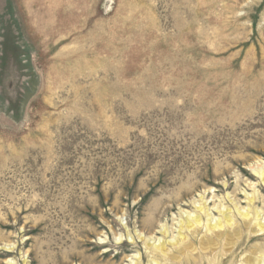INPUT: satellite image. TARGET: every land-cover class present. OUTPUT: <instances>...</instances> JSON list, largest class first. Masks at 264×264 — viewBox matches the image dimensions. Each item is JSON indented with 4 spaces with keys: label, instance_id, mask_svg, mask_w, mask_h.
I'll use <instances>...</instances> for the list:
<instances>
[{
    "label": "rangeland",
    "instance_id": "1",
    "mask_svg": "<svg viewBox=\"0 0 264 264\" xmlns=\"http://www.w3.org/2000/svg\"><path fill=\"white\" fill-rule=\"evenodd\" d=\"M261 164L264 0H0V264H150Z\"/></svg>",
    "mask_w": 264,
    "mask_h": 264
},
{
    "label": "bare ground",
    "instance_id": "2",
    "mask_svg": "<svg viewBox=\"0 0 264 264\" xmlns=\"http://www.w3.org/2000/svg\"><path fill=\"white\" fill-rule=\"evenodd\" d=\"M252 170L264 185V165L253 167ZM192 186L194 187V184ZM249 186L252 188V193L245 192L246 207L240 206L235 200H231L229 195L227 198L233 203L234 209L224 205L222 201L214 203L213 207H210L208 196L204 191L198 195L197 199L191 201L193 211H182L178 219L177 233L173 234L172 238H169V230L166 225L160 229V236L156 237L154 235L150 240L141 237L146 250H148L149 263L221 264L228 252L236 250V245L242 238L243 226L246 227L249 238L264 236V211L255 206V201L258 199V190L255 184H249ZM193 187L181 191L180 195H188ZM214 210L217 212V216L213 212ZM237 216L241 218V223L238 221ZM199 235L201 236L199 237ZM219 240L224 242L223 251L218 253L215 258H209L208 255L218 249ZM252 249L246 255H244L245 253L234 254L233 259L228 261L229 264H264V249ZM27 253H30V251H27ZM41 261V264H48L42 255ZM129 264L142 263L140 257H138Z\"/></svg>",
    "mask_w": 264,
    "mask_h": 264
}]
</instances>
